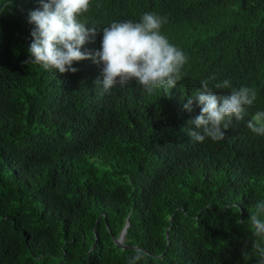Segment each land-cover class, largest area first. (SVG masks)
Segmentation results:
<instances>
[{
    "label": "trees",
    "instance_id": "16d2710c",
    "mask_svg": "<svg viewBox=\"0 0 264 264\" xmlns=\"http://www.w3.org/2000/svg\"><path fill=\"white\" fill-rule=\"evenodd\" d=\"M40 0H0V264H258L243 223L264 200V135L246 125L264 111V0H90L103 27L148 12L182 50V79L149 93L131 80L103 92L101 66L59 73L25 63ZM254 88L244 120L221 141L191 139L184 109L201 81ZM128 223L122 246L115 240Z\"/></svg>",
    "mask_w": 264,
    "mask_h": 264
},
{
    "label": "clouds",
    "instance_id": "9594fccd",
    "mask_svg": "<svg viewBox=\"0 0 264 264\" xmlns=\"http://www.w3.org/2000/svg\"><path fill=\"white\" fill-rule=\"evenodd\" d=\"M40 5L28 14V22L35 27L31 31L32 41L27 49L30 55L25 63L38 64L59 73H74L78 69L72 67L73 61L90 59L101 66L102 78L97 77L94 83L102 85L105 93L116 85L124 87L133 79L149 93L161 86L171 89L182 79L187 57L161 34L166 18L148 12L138 22L113 21L103 27L99 50L82 51L81 46L93 40L97 31L95 27H86L77 18L88 11L90 0H40ZM215 79L213 74L202 80L200 90L194 96H188L183 105L190 113L194 101L200 106L199 114L188 121L196 129L190 130L189 135L197 142L206 138L223 140L233 118L244 120L247 107L252 106L257 98L254 88H234L228 79L216 83L214 88H230L231 92L218 94L209 86V81ZM246 125L253 133L264 135V111H257ZM254 208L243 223L250 224L257 239L251 242L250 249L246 245L242 255L247 258L250 251L255 252L258 264H264V200L256 203ZM145 255L143 250L136 249L129 264H136Z\"/></svg>",
    "mask_w": 264,
    "mask_h": 264
},
{
    "label": "water",
    "instance_id": "95a60500",
    "mask_svg": "<svg viewBox=\"0 0 264 264\" xmlns=\"http://www.w3.org/2000/svg\"><path fill=\"white\" fill-rule=\"evenodd\" d=\"M127 226H128V223H126V225H125L124 228L122 229V231H121L119 237L116 238V240H115L118 244H120V245H122V246H124V247H125V245L122 243V241H123V239H124V234H125V232H126V228H127Z\"/></svg>",
    "mask_w": 264,
    "mask_h": 264
}]
</instances>
